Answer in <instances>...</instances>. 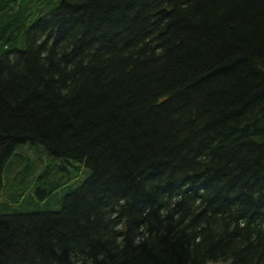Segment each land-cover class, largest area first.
<instances>
[{"label":"trees","instance_id":"16d2710c","mask_svg":"<svg viewBox=\"0 0 264 264\" xmlns=\"http://www.w3.org/2000/svg\"><path fill=\"white\" fill-rule=\"evenodd\" d=\"M0 264H264V0H0Z\"/></svg>","mask_w":264,"mask_h":264}]
</instances>
